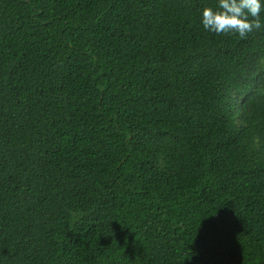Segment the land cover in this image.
<instances>
[{"label":"trees","instance_id":"1","mask_svg":"<svg viewBox=\"0 0 264 264\" xmlns=\"http://www.w3.org/2000/svg\"><path fill=\"white\" fill-rule=\"evenodd\" d=\"M217 5L0 0V264H264V11Z\"/></svg>","mask_w":264,"mask_h":264},{"label":"clouds","instance_id":"2","mask_svg":"<svg viewBox=\"0 0 264 264\" xmlns=\"http://www.w3.org/2000/svg\"><path fill=\"white\" fill-rule=\"evenodd\" d=\"M261 0H218L216 8L204 7L201 23L205 30L217 34H237L245 39L249 33L262 27Z\"/></svg>","mask_w":264,"mask_h":264}]
</instances>
